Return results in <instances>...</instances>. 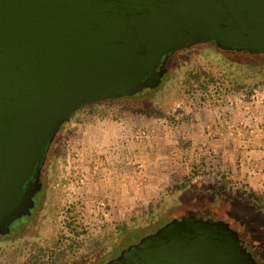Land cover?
<instances>
[{
	"label": "rangeland",
	"instance_id": "rangeland-1",
	"mask_svg": "<svg viewBox=\"0 0 264 264\" xmlns=\"http://www.w3.org/2000/svg\"><path fill=\"white\" fill-rule=\"evenodd\" d=\"M263 56L215 43L182 49L159 87L76 112L33 216L0 234V264H28L32 245L60 241L74 247L67 264H104L183 215L264 231V83L246 93L264 80Z\"/></svg>",
	"mask_w": 264,
	"mask_h": 264
},
{
	"label": "water",
	"instance_id": "water-1",
	"mask_svg": "<svg viewBox=\"0 0 264 264\" xmlns=\"http://www.w3.org/2000/svg\"><path fill=\"white\" fill-rule=\"evenodd\" d=\"M216 42L264 54V0H0V222L80 109L157 85L166 58ZM107 264H259L237 229L183 215Z\"/></svg>",
	"mask_w": 264,
	"mask_h": 264
},
{
	"label": "trees",
	"instance_id": "trees-1",
	"mask_svg": "<svg viewBox=\"0 0 264 264\" xmlns=\"http://www.w3.org/2000/svg\"><path fill=\"white\" fill-rule=\"evenodd\" d=\"M237 51H241V50H237ZM197 73L199 72L192 73L193 74L192 77L195 78V81L200 82L202 80V77L200 76V74ZM262 83H264V80H260L256 82L254 84V87H252L250 91L246 90V93L248 95L252 94L255 91V89ZM241 87H244V85ZM114 100L116 99L106 100L104 102H99L88 106H94L106 102H111ZM86 107L82 108V110L85 109ZM185 186H187L186 182H183L178 185L179 188H184ZM75 212L76 209L72 213L75 214ZM239 220H240L239 224H241L240 228L237 227L234 228L239 231L240 236L247 243L253 256L255 258L256 257L260 258V260L257 259L259 264H264V231H262L261 227L256 226L252 221L251 222L253 224L250 223L249 220H245L242 218H239ZM73 249L74 247L71 245V243L63 245L62 241L50 245H40L39 243H35L34 245L31 246V251L29 255L28 256L26 255L25 261H27L28 264H67L69 261L70 253L73 251Z\"/></svg>",
	"mask_w": 264,
	"mask_h": 264
},
{
	"label": "flooded vegetation",
	"instance_id": "flooded-vegetation-1",
	"mask_svg": "<svg viewBox=\"0 0 264 264\" xmlns=\"http://www.w3.org/2000/svg\"><path fill=\"white\" fill-rule=\"evenodd\" d=\"M208 43H215L219 48L223 49L224 51H228V50H236L237 51V50H239V49H231V48L221 47L216 42H213V41L212 42H208ZM208 43H202V44H199V45L208 44ZM240 50H242V49H240ZM179 51H176L175 53L169 55L166 58L165 65L162 66L161 73L158 74L157 77L155 78L156 81H157V85L155 87H159L162 84L164 78L170 72H172L174 70V68H176L177 59H176L175 55ZM155 87H146L144 89L155 88ZM58 133H57L56 137L54 138V140L52 141V143L50 144V146L48 148V151L45 154L46 158H45L44 163L38 169H36L33 177L31 178L32 184L30 186H28L23 192L22 202H23L24 206L22 208H20V212L23 213L22 216L17 217L10 224H7L8 218L6 220L0 222V234L9 235V234L13 233V231L15 230V229L14 230L12 229L13 224H15L19 219H20V221L22 223L23 222L25 223L30 217L33 216V212H34L35 208L38 205V200L40 199L41 192L44 189L45 168L47 167L51 156L56 151L55 147H56V139H57ZM37 196H38V198H37ZM199 217H201V216H199ZM221 220H225V219H221ZM225 221H227V220H225ZM17 227H18V224H17L16 228ZM107 263L108 262H106L104 264H107Z\"/></svg>",
	"mask_w": 264,
	"mask_h": 264
},
{
	"label": "crops",
	"instance_id": "crops-1",
	"mask_svg": "<svg viewBox=\"0 0 264 264\" xmlns=\"http://www.w3.org/2000/svg\"><path fill=\"white\" fill-rule=\"evenodd\" d=\"M256 116H258V118H257V124H260L261 126L262 125L264 126V112H259V113H257ZM259 116H261V117H259Z\"/></svg>",
	"mask_w": 264,
	"mask_h": 264
}]
</instances>
